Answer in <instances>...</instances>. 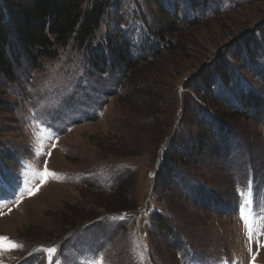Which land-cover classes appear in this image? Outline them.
Instances as JSON below:
<instances>
[{
    "label": "rangeland",
    "instance_id": "rangeland-1",
    "mask_svg": "<svg viewBox=\"0 0 264 264\" xmlns=\"http://www.w3.org/2000/svg\"><path fill=\"white\" fill-rule=\"evenodd\" d=\"M208 2L205 12L193 16L188 0H116L97 36L101 44L114 31L134 29L139 44L142 30L167 23L166 14H186L183 22H195L168 37L175 52L165 51V60L156 64L159 76L152 82L162 97L160 119L170 128L180 121L197 124L188 115L195 108V93L186 89V82L216 64H234L241 78L237 83L264 96L258 69L233 58L236 49L254 37L264 62V0ZM85 56L69 46L37 68L26 62L13 71V79L0 82V238H7L0 240V264H49L42 250L53 246V264H264V119L237 121L234 142L222 151L226 157L213 158L200 170L209 182L202 185V194L217 203H207V196L195 202L186 180L181 192L187 200L175 191V214L172 209L169 213L158 201L160 187L154 178L163 151L139 134V129L154 126L148 125L149 116L138 115L148 107L130 99L131 89H124L129 82L121 85L107 74L93 75ZM259 67L264 73V63ZM213 92L224 95L222 88ZM194 133L195 126L190 127L185 140ZM109 148L134 156L115 158ZM45 162L58 178L40 185L32 170L43 171ZM121 180L130 182V198L138 208L111 215L101 208L102 201ZM37 185L39 190L29 195L27 188ZM251 207L255 220L248 231ZM241 209L247 221L240 218ZM75 212L92 218L68 229L65 224ZM157 213L169 222L171 237L154 227Z\"/></svg>",
    "mask_w": 264,
    "mask_h": 264
},
{
    "label": "trees",
    "instance_id": "trees-1",
    "mask_svg": "<svg viewBox=\"0 0 264 264\" xmlns=\"http://www.w3.org/2000/svg\"><path fill=\"white\" fill-rule=\"evenodd\" d=\"M114 3L116 0H0V82L3 79H13V71L22 69L26 62L37 68L43 59H56L60 50L69 46L85 52L86 64L93 75L107 74L114 80L121 81V85L129 82L128 87L122 88L128 91L131 89L130 99L139 100L148 107L147 112L138 115L139 118L149 116L148 125L154 126L150 131L139 129V134L154 147H160L159 152L163 151L161 164L154 175L155 184L160 187L158 201L166 205L169 213L172 209L175 214V191L178 196H183L181 191L185 186L182 183L188 180L190 195L195 202L207 196V203H217L215 197L209 198L205 193L202 194V185L208 186L209 182L206 174L200 170L213 158L226 157L222 151H227L234 142L233 125L237 121L264 119V96L237 83L241 78L236 75L234 64L229 68L216 64L212 69H207V73L194 76L186 82V89L195 93L192 100L195 108L188 115L194 116L197 124L189 126L180 121L175 128L171 125V129L170 125L163 124L164 120L160 119L162 97L152 81L159 76L160 67L156 64L165 60L162 54L165 51L175 52L172 43L167 41L168 37L176 35L187 23L195 22L186 19L183 22L186 14L184 17L179 16V13L173 16L166 14L167 23L142 30L144 38L139 44L134 29L123 33L114 31L103 43L97 44L98 33ZM208 4V0H188L187 8L195 16L198 12H205ZM260 32L264 36V30ZM154 38L167 41V48L157 44ZM259 46V40L254 37L252 43L244 41L236 49L237 56L233 58H238L242 63H252L258 69L256 75L264 86V73L259 67L264 62L261 60L262 54H257ZM222 68L226 70V74H220ZM241 81L247 83L245 79ZM220 88L224 91L222 96L213 92ZM138 94L141 95L140 98ZM143 121L146 127V118ZM193 126L195 133L186 141V133ZM160 127L162 130H159ZM150 134L152 139L149 138ZM174 138L179 140L177 144L173 142ZM118 149L121 152L109 148L108 154L123 159L134 156ZM128 183V180H121L111 193L112 196L107 201H102L101 208H107L111 215H125L137 210V204H132L130 193L133 190ZM250 191L255 193L254 187ZM116 204L115 209L109 207ZM74 216L65 224L68 229H77L92 218L89 214L80 217L76 212ZM155 221L154 227L158 225L159 233L171 237L169 222L159 213L156 214Z\"/></svg>",
    "mask_w": 264,
    "mask_h": 264
},
{
    "label": "snow or ice",
    "instance_id": "snow-or-ice-1",
    "mask_svg": "<svg viewBox=\"0 0 264 264\" xmlns=\"http://www.w3.org/2000/svg\"><path fill=\"white\" fill-rule=\"evenodd\" d=\"M45 131L47 130L45 129ZM48 135L51 136L52 135L51 132H48ZM42 138H43L42 136H38V140ZM42 154H43L42 152L37 151V155H42ZM29 167L31 168L32 166L29 165ZM32 172H33V176L40 180V185H42L43 183H46L49 178H58V175L56 173L51 172L47 169L46 162H45V168L43 171H37L33 169ZM40 185H37L34 189L32 187H28L27 188L28 194L29 195L35 194V191L39 190ZM248 202L249 201H245V203H248ZM240 218L242 220L247 221V216L245 215L243 209L240 210ZM6 239L7 238H0V240H6ZM10 247H19V245L12 244ZM42 252L47 254L49 264H53L52 258L54 254L56 253V248L54 246L48 247L46 249H43ZM94 264H102V261L94 262Z\"/></svg>",
    "mask_w": 264,
    "mask_h": 264
}]
</instances>
